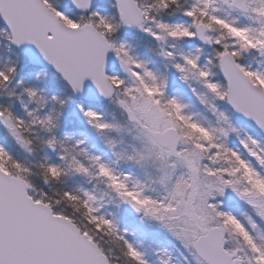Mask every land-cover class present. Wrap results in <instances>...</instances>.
Masks as SVG:
<instances>
[{"label": "snow or ice", "instance_id": "obj_1", "mask_svg": "<svg viewBox=\"0 0 264 264\" xmlns=\"http://www.w3.org/2000/svg\"><path fill=\"white\" fill-rule=\"evenodd\" d=\"M0 264H264V0H0Z\"/></svg>", "mask_w": 264, "mask_h": 264}, {"label": "rangeland", "instance_id": "obj_2", "mask_svg": "<svg viewBox=\"0 0 264 264\" xmlns=\"http://www.w3.org/2000/svg\"><path fill=\"white\" fill-rule=\"evenodd\" d=\"M170 91L176 92L182 96L184 102L188 105V111L197 113L198 115L203 113V108L198 101L187 91L182 85L174 81L170 86ZM235 122L240 124L244 129L251 132L257 137H261V133L250 122L242 120L237 115L233 116ZM234 142V141H233ZM141 177L151 175L152 170L150 168H145L140 170L138 173ZM106 188L102 183H97L96 194L98 197H102L104 201H108V195H105ZM105 211L112 212L116 215L118 222L121 227H127L134 235H130L129 239L138 240L142 248L148 252L149 257L154 260L152 256V249L158 247H167L172 250L174 257L178 258L179 253L176 252L174 247L175 241L169 237L162 229L157 226L148 228L146 223L142 224L140 219L133 214L126 206L121 205L119 208L115 206V203H106Z\"/></svg>", "mask_w": 264, "mask_h": 264}, {"label": "water", "instance_id": "obj_3", "mask_svg": "<svg viewBox=\"0 0 264 264\" xmlns=\"http://www.w3.org/2000/svg\"><path fill=\"white\" fill-rule=\"evenodd\" d=\"M25 51H26V52H30V51H32V50L30 49V46H26ZM241 118H242V117H241ZM242 119H243V118H242Z\"/></svg>", "mask_w": 264, "mask_h": 264}]
</instances>
